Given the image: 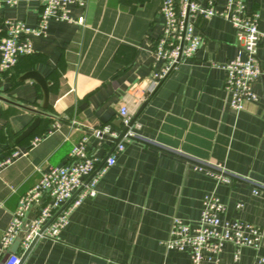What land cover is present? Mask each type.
I'll list each match as a JSON object with an SVG mask.
<instances>
[{"label": "crops", "instance_id": "obj_1", "mask_svg": "<svg viewBox=\"0 0 264 264\" xmlns=\"http://www.w3.org/2000/svg\"><path fill=\"white\" fill-rule=\"evenodd\" d=\"M9 1L2 20L36 25L40 0ZM85 2L71 12L83 15L82 26L50 22L45 37L33 38L34 53L0 77V162L18 152L0 167V238L19 198L37 182L38 168L63 165L92 130L108 127L118 137L124 128L118 110L125 105L131 119L136 116L129 128L134 139L118 142L123 150L99 180L96 196L73 211L57 241L36 240L22 254L17 248L20 264H189L187 254L169 251L163 242L174 217L190 224L199 219L207 194L223 204L226 219L262 229L264 256V80L252 85L256 99L235 112L223 72L214 67L240 53L235 30L218 18H197L202 46L151 89L161 67L152 56L162 30L160 0ZM247 4L259 16L263 37L256 58L264 62V0ZM4 34L0 24V39ZM29 71L46 83V108L40 87L19 81ZM38 116V127L17 143ZM113 139L90 136L89 154L104 159L116 146ZM219 174L230 183L213 176ZM254 255L242 248L235 260L234 247L226 245L220 264H253Z\"/></svg>", "mask_w": 264, "mask_h": 264}, {"label": "built area", "instance_id": "obj_2", "mask_svg": "<svg viewBox=\"0 0 264 264\" xmlns=\"http://www.w3.org/2000/svg\"><path fill=\"white\" fill-rule=\"evenodd\" d=\"M41 10L34 27L21 21L2 20L4 36L0 39V77L12 70L19 59L34 53L32 40L45 37L48 24L65 22L82 26L83 15L72 16V8L83 10L85 0H40ZM12 5L9 0H0L3 6ZM158 16L162 20V30L154 41L152 56L161 67L151 78L154 89L168 73L181 62L190 60L203 44L201 34L196 30V19L218 18L228 23L236 32L240 53L223 64L214 65L223 72V90L229 98L230 108L238 112L247 101H254L256 95L252 85L258 78L264 80V62L256 58V50L263 34L258 29L259 16L248 10L247 0H160ZM118 114L123 127L131 120L125 105L119 107ZM58 126L47 132L51 134ZM117 136L108 127L92 130L72 148L66 162L61 166L38 168L37 182L18 200L12 218L0 238V257L10 246L19 241L21 254L39 239L57 241L66 227L70 215L85 200L97 194L99 180L114 166L116 156L123 150L121 143L104 159L89 154V137ZM126 136H132L128 131ZM125 136V137H126ZM44 135L34 136L30 148L35 147ZM18 152L0 162V167L9 164ZM221 183H230L222 175H213ZM254 195L259 192L254 190ZM240 208V206H237ZM225 208L214 194L204 196L199 219L187 223L174 217L171 221L164 247L169 251L187 254L189 264H220V255L226 245L234 247V259L240 249L254 251L253 264H264V256L259 251L262 229L240 220L224 217ZM21 254H9L0 264H20Z\"/></svg>", "mask_w": 264, "mask_h": 264}, {"label": "water", "instance_id": "obj_3", "mask_svg": "<svg viewBox=\"0 0 264 264\" xmlns=\"http://www.w3.org/2000/svg\"><path fill=\"white\" fill-rule=\"evenodd\" d=\"M25 80H31L32 82L36 83L40 87V89L42 90V93H43V108H46L47 103H48V93H47V86H46V83L44 82V79L40 75H38L36 72L29 71V72H26L25 74H23L19 78V81H25ZM0 100H2V98H0ZM143 106H144V104L141 106L140 109H142ZM37 114L38 115H43L41 112H37ZM135 118H136V116H134L130 120L128 125L122 129L120 135L117 138L113 139V142L115 144H117L123 138H132V139H134V137H132V136H126V133L129 131V128L133 124V122L135 121ZM39 123H40V117L38 116V117L34 118V120L25 128V130L23 132H21V134L16 139V142L18 143L21 140H23V139L27 138L28 136H30L33 133V131L38 127ZM18 245H19V241L16 240L12 244V246L10 247L9 251L5 254V256L2 259V261L6 260L9 254L16 253Z\"/></svg>", "mask_w": 264, "mask_h": 264}]
</instances>
